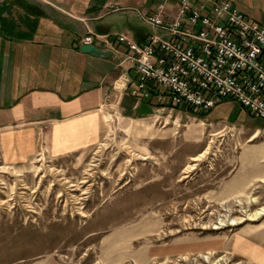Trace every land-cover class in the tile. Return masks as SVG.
Wrapping results in <instances>:
<instances>
[{
	"label": "rangeland",
	"instance_id": "374dc122",
	"mask_svg": "<svg viewBox=\"0 0 264 264\" xmlns=\"http://www.w3.org/2000/svg\"><path fill=\"white\" fill-rule=\"evenodd\" d=\"M210 111L105 105L97 144L0 157V264H264V120Z\"/></svg>",
	"mask_w": 264,
	"mask_h": 264
},
{
	"label": "crops",
	"instance_id": "0c3cea01",
	"mask_svg": "<svg viewBox=\"0 0 264 264\" xmlns=\"http://www.w3.org/2000/svg\"><path fill=\"white\" fill-rule=\"evenodd\" d=\"M228 1L264 25V0ZM161 2L168 21L177 0H0V157L56 158L97 144L105 105L133 117L161 109L154 97L133 94L135 60L115 38L124 33L142 43L153 33L166 36L144 19ZM88 34L106 35L115 50L94 36L98 54L82 52L81 37ZM233 111L248 113L232 100L210 113L217 119ZM255 159L264 160V147ZM255 176L263 178L264 169Z\"/></svg>",
	"mask_w": 264,
	"mask_h": 264
},
{
	"label": "built area",
	"instance_id": "2783aa9c",
	"mask_svg": "<svg viewBox=\"0 0 264 264\" xmlns=\"http://www.w3.org/2000/svg\"><path fill=\"white\" fill-rule=\"evenodd\" d=\"M175 13L164 21V2L144 16L166 36L149 35L136 42L124 33L115 38L135 60L133 94L154 97L161 109L210 111L232 100L264 120V25L245 16L228 0H177ZM103 40L88 34L81 42Z\"/></svg>",
	"mask_w": 264,
	"mask_h": 264
},
{
	"label": "water",
	"instance_id": "95a60500",
	"mask_svg": "<svg viewBox=\"0 0 264 264\" xmlns=\"http://www.w3.org/2000/svg\"><path fill=\"white\" fill-rule=\"evenodd\" d=\"M81 50L82 52H89V53H94V54H98V51H100L99 49H96L92 44H83L81 46Z\"/></svg>",
	"mask_w": 264,
	"mask_h": 264
},
{
	"label": "bare ground",
	"instance_id": "6f19581e",
	"mask_svg": "<svg viewBox=\"0 0 264 264\" xmlns=\"http://www.w3.org/2000/svg\"><path fill=\"white\" fill-rule=\"evenodd\" d=\"M94 42V41H93ZM197 157H195L194 159H196Z\"/></svg>",
	"mask_w": 264,
	"mask_h": 264
},
{
	"label": "trees",
	"instance_id": "16d2710c",
	"mask_svg": "<svg viewBox=\"0 0 264 264\" xmlns=\"http://www.w3.org/2000/svg\"><path fill=\"white\" fill-rule=\"evenodd\" d=\"M203 116V115H202Z\"/></svg>",
	"mask_w": 264,
	"mask_h": 264
}]
</instances>
